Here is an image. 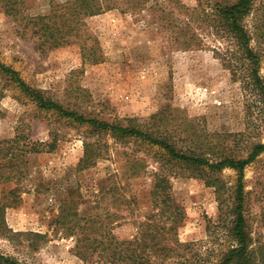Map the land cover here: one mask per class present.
I'll use <instances>...</instances> for the list:
<instances>
[{
  "label": "rangeland",
  "instance_id": "obj_1",
  "mask_svg": "<svg viewBox=\"0 0 264 264\" xmlns=\"http://www.w3.org/2000/svg\"><path fill=\"white\" fill-rule=\"evenodd\" d=\"M52 1L26 0L25 15L48 14ZM178 3L190 12L199 5L198 0H167L160 11L112 9L88 18L97 63L85 61L79 44L41 54L24 23L0 12V61L32 88L86 116L122 125L135 120L154 132L164 130L183 150L207 152L199 145L212 141L237 146L235 154L244 156L252 143H264L258 98L218 55L228 43L198 27V21L191 25L201 44L182 47L178 35L184 15ZM260 74L264 76V57ZM0 90V142L19 139L13 145L21 152L16 161L0 162L2 253L22 264H125L97 255L92 261L81 259L76 237L68 236V225L57 222L61 207L76 212L82 226L89 222L90 228L80 233L132 240L141 223L157 212L150 193L162 169L170 177L176 205L183 209L176 237L182 245L155 264H215L232 246L228 196L238 179L236 171L221 172L228 200L222 207L216 188L207 183L212 180L207 168L172 160L159 146L98 135L86 125L60 119L40 110L6 79L0 78ZM51 128L57 131L55 148L31 151L37 143L52 142ZM87 137L105 155L82 169ZM133 157L144 166L140 176L130 174ZM9 174L12 179L5 181ZM243 180L252 236L264 243V152L246 167Z\"/></svg>",
  "mask_w": 264,
  "mask_h": 264
},
{
  "label": "trees",
  "instance_id": "obj_2",
  "mask_svg": "<svg viewBox=\"0 0 264 264\" xmlns=\"http://www.w3.org/2000/svg\"><path fill=\"white\" fill-rule=\"evenodd\" d=\"M198 1L197 9L192 12L178 3V9L184 15L182 23L184 27L178 35L179 42L184 49L198 47L201 44L199 36L193 32L191 25L198 21V27L210 30L215 39L228 43V47L218 55L222 56L225 62L227 61V67L232 70L236 78L241 80L243 88L256 94L264 116V76L260 74L264 57V1ZM166 4L167 0H65L62 2L53 0L48 14L32 16L25 15L26 0H0V12L24 23L26 33L34 39L35 49L41 54L71 44H79L85 61L97 63L99 61L97 42L87 29L88 18L112 9H121L124 13L160 11L164 10ZM0 78L6 79L20 89L37 104L40 110L53 112L60 119L86 125L98 135L110 133L117 140L134 139L159 146L172 160L197 169L207 168L209 175H212V180L207 183L216 188L220 205L223 207L228 200H231L229 235L233 244L215 264H264V243L254 240L247 219V192L243 180L246 167L264 152L263 142L252 143L244 156L235 154L237 146L227 147L221 142L213 144L212 141L207 142L208 145H199L207 152L198 153L197 149L189 148L183 150L177 146L175 138L164 130L154 132L146 124H136L135 120H130L127 125L110 123L86 116L72 108H66L47 97L42 90L29 86L19 72L1 61ZM2 93L3 90H0V98ZM56 132V129L51 128L52 142L37 143L31 151L39 152L41 150L38 147L46 145L54 149L57 142V138L54 137ZM18 140L0 142L1 163H10L9 161H16L19 158L21 155L18 151L19 147L13 145ZM96 144L88 137L85 140L84 156L80 162L82 169L89 168L96 164L98 159L104 158V152H101ZM129 161L131 176H140L141 170L144 169L141 161L134 157ZM225 169L238 173V179L232 187L228 200L224 198L227 194L226 184L220 177ZM169 178L164 169L155 174L154 186L150 194L157 212L141 223L138 235L132 240L121 241L105 234L91 236L89 233H80V230L90 228L89 222L86 221V225L82 226L79 215L70 212L64 205L61 207L57 222L68 225V236L76 237L75 251L84 261H92L96 255L106 257L112 263L125 264H155L156 260L168 259L173 255L175 247L182 245L176 237L179 223L183 219V209L175 203ZM11 179L9 174L5 181ZM1 212L3 207H0V218L3 217ZM0 264L22 263L0 251Z\"/></svg>",
  "mask_w": 264,
  "mask_h": 264
}]
</instances>
